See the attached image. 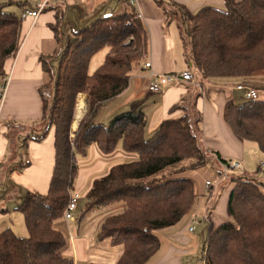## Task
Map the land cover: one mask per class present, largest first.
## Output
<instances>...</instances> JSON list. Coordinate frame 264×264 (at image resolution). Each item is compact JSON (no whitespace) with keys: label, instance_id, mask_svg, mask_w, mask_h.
<instances>
[{"label":"trees","instance_id":"trees-1","mask_svg":"<svg viewBox=\"0 0 264 264\" xmlns=\"http://www.w3.org/2000/svg\"><path fill=\"white\" fill-rule=\"evenodd\" d=\"M155 1L163 6L162 0ZM121 2L117 13L96 12L86 24L69 31L60 13L51 24L59 48L41 58L50 78L40 87L43 128L25 141H42L54 130L53 172L48 191L27 192L18 207L28 236H19L11 228L0 232V264H74L64 253L67 237L57 225L64 219L75 187L78 157L85 156L92 144L103 156L119 148L132 155L95 178L84 194V207L80 208L79 200L75 211L76 222H80L95 209L122 206L106 216L97 231L99 241L122 246L115 264H151L162 245L157 231L176 226L196 209V185L181 174L212 165L201 132L195 129L202 121L198 96L190 110L184 104L188 94L183 96L170 111L182 109V113L164 119L149 137L141 106L132 105L108 121L103 117V111L128 90L134 69L147 60L150 48V36L137 7L129 0ZM13 3L22 11L34 6L29 0H0V81L8 75L6 63L16 57L21 44L22 11L5 10ZM222 4L205 5L197 11L181 9L177 24L193 74L185 82H193L198 71L214 84L228 77L264 91V0H222ZM103 48H108L103 63L90 73L92 56ZM47 88L52 90L50 103ZM81 93L87 95L88 109L72 138ZM223 115L239 141L255 142L264 155V99L237 104L228 96ZM213 154L223 168L229 164L218 152ZM232 182L227 202L230 219L210 224L202 249L204 264H264V182L243 173Z\"/></svg>","mask_w":264,"mask_h":264},{"label":"crops","instance_id":"crops-1","mask_svg":"<svg viewBox=\"0 0 264 264\" xmlns=\"http://www.w3.org/2000/svg\"><path fill=\"white\" fill-rule=\"evenodd\" d=\"M107 0H61L52 1L48 9L38 19L27 17L22 20L21 44L15 58L7 61L5 69L11 75L9 86L0 100V230L11 228L10 222L4 218L19 211L18 207L29 191L46 193L49 188L54 160L55 134L54 130L42 140H26L30 134L39 133L43 128L41 117L42 96L40 87L49 82V75L43 69L41 58L53 55L59 48L51 24H55L57 14H62L64 29L86 24L96 14ZM141 20L148 32H151L150 54L146 62H151L150 68L145 63L133 71L128 90L117 102L109 106L102 114L108 121L115 113L130 109L132 105L141 106L146 120L145 133L153 134L164 119L178 116L182 109L170 112L171 108L189 93V82H180L164 88L161 93L148 90L152 73L167 74L190 70L184 56V46L178 24L170 21L167 25L162 7L155 0H136L135 5ZM77 10L76 21L67 19V12ZM150 36V34H149ZM243 81H239L241 84ZM212 84L208 95H199L196 99L197 109L202 112L200 132L204 147L211 152L213 167L221 169L222 163L213 152L227 160L238 159L244 164L246 159V142L239 141L224 120V105L227 97L232 96L227 87L217 82ZM236 84V86L238 85ZM243 84V83H242ZM222 89L220 91H215ZM237 89V88H236ZM82 97L83 112L77 127L86 114L87 95L79 94L71 134L74 128L79 99ZM93 149V150H92ZM92 153V161L79 169L73 191L82 193L90 188L95 178L105 175L110 167L124 160L127 155L118 149L112 155L103 156L97 146L92 144L85 156ZM196 190L199 196L196 209L185 216L174 227L159 230L161 250L151 264H186L185 256L195 255L200 250V238L189 231V226L197 218L199 224L204 219L207 222L206 234L210 224L215 226L230 219L227 213V202L232 186L217 190L212 182L210 187L202 178L197 179ZM72 191V192H73ZM120 211L122 206L107 208L102 214L92 216V212L80 222H58L67 237L65 254L74 259V264L88 263L91 246L97 247V231L104 218L113 210ZM90 216V217H89ZM185 219V220H184ZM76 226H75V225ZM0 231V232H1ZM192 233V234H191ZM206 238V237H205ZM110 243V240H107ZM123 248L117 256H121ZM118 257V259H119ZM116 259V262L117 260ZM115 262V263H116Z\"/></svg>","mask_w":264,"mask_h":264},{"label":"rangeland","instance_id":"rangeland-1","mask_svg":"<svg viewBox=\"0 0 264 264\" xmlns=\"http://www.w3.org/2000/svg\"><path fill=\"white\" fill-rule=\"evenodd\" d=\"M162 1H163L162 10L165 14L166 21H167L166 25L170 21H175V23H177L178 19L181 20L180 15H181L182 10H184L185 8L191 11H197L198 9H200L201 7L205 5H213V6H218V7L223 6L222 0H162ZM172 1H174V3ZM122 5L123 3L121 2V0H107L100 7L97 13H99V11H102V13L104 14L117 13V11ZM164 8L166 12L164 11ZM5 10L8 12L15 13V14H20L22 11L21 7L17 3L8 5L5 8ZM175 13H176V16L174 15ZM95 15L96 14H94L93 16ZM76 17H78L77 10L75 11V13L74 12L72 13L71 11L67 12V19L76 21ZM172 17H176L177 21L174 20ZM149 34L151 38V32ZM107 52H108V48H103L92 56L91 62L89 65L90 73H94L98 69V67L103 63ZM149 54H150V48H149L148 57H149ZM193 71H196V70L193 69ZM196 72L198 76L195 78L193 82L188 83L189 84V93H188L189 99L184 103L186 105L187 110L191 109V105L195 101L197 96L206 95V94L208 95V93L212 91L211 82H209L208 79L204 78L198 71ZM216 81L224 84L227 87L226 91H230L232 93L233 99L237 104H241L247 101L244 96V91L236 89V84L239 83V80L234 79V78L223 77V78L216 79ZM220 90L222 89H218L215 91H220ZM258 91H259L260 99H264V91L260 89H258ZM45 95H46L47 100L50 103V101L52 100V90L50 88H47L45 90ZM80 99H82V97ZM127 110H123L121 112L124 113ZM197 119H198V116H196L193 119V121H196ZM196 128L198 130L197 132L198 134L200 127L196 125L195 129ZM74 135H75V132L71 134V137L73 138ZM146 135L147 137L151 136L149 133H147ZM245 151L247 155L246 156L247 163H246L245 169L241 172L239 171H228L227 172L224 170L223 167H221L220 169L218 167H213L212 165L207 164L205 166L195 168V169H192V168L186 169L182 172L181 176L193 180L195 185H197L198 178H202L204 182L207 181V179H209L211 183L212 182L214 183V186L217 190H221L222 188L232 186V185L234 186L235 183L232 182V180L235 177V175H239L240 173L247 174L251 177H255L258 181L264 182V170L260 169L261 162H264V155L261 153L258 145L255 142L247 141ZM131 156H132L131 154H128L123 159H131ZM206 156L210 158L209 162L211 163L213 159L211 152L208 151ZM91 161H92V153L91 155L88 156V158L80 157L79 162H78L79 169L83 168L84 166H86L87 163H90ZM185 164H188L189 166L191 165V163H185ZM263 189H264V183H263ZM84 194H85V191L82 193V197L80 199V208H83L85 204ZM108 208L111 209L115 207H108ZM106 209L107 208L105 207L95 209V211L92 212V216H95L97 213L100 214V216L101 215L103 216L104 214L102 213ZM114 212H118V211L114 209L112 213ZM12 214L13 215L11 216L7 215L3 219L4 222H10L12 225V229L17 233V235L22 236V237H27L28 230H27L25 219H24L22 212L16 211V213H12ZM199 220L202 221V224H199V221L195 224V234L198 235L200 238V250L195 255L187 254V256H185L186 264H204L202 249H203V244H204V240L206 237V227L208 225H207V222H205L203 218ZM157 235L158 236L160 235L159 231H157ZM99 242L100 243H98L97 247L91 246V250H90L91 255H90L88 263L115 264L116 259H118L119 257L117 256V254L122 249V246L121 245H111V243H109V241L107 240H103Z\"/></svg>","mask_w":264,"mask_h":264},{"label":"built area","instance_id":"built-area-1","mask_svg":"<svg viewBox=\"0 0 264 264\" xmlns=\"http://www.w3.org/2000/svg\"><path fill=\"white\" fill-rule=\"evenodd\" d=\"M28 1V0H27ZM32 1L33 7L25 8L22 13V19L27 17H32L34 19H38L40 15L45 12L46 8L52 1H61V0H29ZM131 5H136V0H129ZM151 62L145 63V68H150ZM11 75L8 74L2 81H0V99L4 100L6 95ZM193 79V74L190 70H184L182 72L176 73H167V74H155L152 73L151 81L148 86V90L153 93H161L164 88L178 84L179 82L190 81ZM238 90L244 91V96L246 100H256L259 99V91L251 86L245 84H239L236 86ZM225 171H240L244 169V164L241 160L232 159L229 161V164L224 167ZM260 169L264 170V162H261ZM206 185H210V181L206 182ZM3 189L2 184L0 183V190ZM81 198V193L79 191H73L71 193L70 201L65 210L64 219L66 221L75 222L76 214L75 211L78 207L79 200ZM198 222L197 218H195L192 224L189 226V231L193 232L195 229V224Z\"/></svg>","mask_w":264,"mask_h":264},{"label":"bare ground","instance_id":"bare-ground-1","mask_svg":"<svg viewBox=\"0 0 264 264\" xmlns=\"http://www.w3.org/2000/svg\"><path fill=\"white\" fill-rule=\"evenodd\" d=\"M82 112H83V101H82V99H80L79 105H78V111H77L76 120L74 122V128L77 127V124H78V121H79V119H80V117L82 115Z\"/></svg>","mask_w":264,"mask_h":264}]
</instances>
